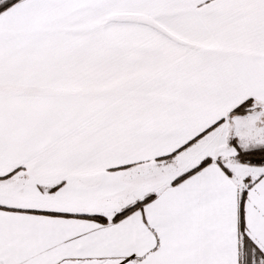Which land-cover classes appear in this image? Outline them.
<instances>
[{"label":"snow or ice","instance_id":"1","mask_svg":"<svg viewBox=\"0 0 264 264\" xmlns=\"http://www.w3.org/2000/svg\"><path fill=\"white\" fill-rule=\"evenodd\" d=\"M0 264H264V0H0Z\"/></svg>","mask_w":264,"mask_h":264}]
</instances>
